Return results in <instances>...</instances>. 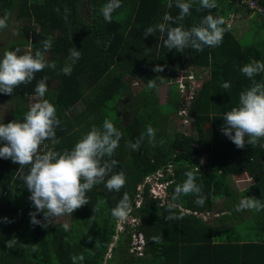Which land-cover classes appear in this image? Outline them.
<instances>
[{
  "label": "trees",
  "instance_id": "16d2710c",
  "mask_svg": "<svg viewBox=\"0 0 264 264\" xmlns=\"http://www.w3.org/2000/svg\"><path fill=\"white\" fill-rule=\"evenodd\" d=\"M168 1L121 0V7L112 14L109 23L100 13L107 0H0V17L8 10L11 13L9 25L14 19L22 22L12 42L1 46L2 55L17 47L21 49L18 55L34 54L42 50L41 42L51 37L52 47L45 58L56 64L55 70L46 67L37 72L31 83L15 88L11 96L0 94V99L12 106L9 116L0 123L23 122L25 113L34 103L47 100L53 104L61 122L55 129L60 143L52 145L51 141H45L39 149L43 154L45 147L57 152L71 150L93 125L102 127L103 121L108 119L122 133V138L110 158L118 164L105 180L121 171L126 178L119 192L108 191L103 183L95 185L86 193L89 204L72 213L70 223L58 221L42 228L30 222L29 213L36 210L22 179L30 166L20 169L10 159L0 158V264H73L71 257L81 255L84 260H77L76 264H113L112 257L107 256L110 252L114 256L115 250L120 248L126 255L120 260L121 264H264V210L258 213L252 210L256 213L253 220L261 227V232L251 240L234 233L227 244L213 243L214 234L220 238L226 231L213 229L194 214L228 211L244 197L264 202V139L255 146L246 143L243 149H238L221 131L224 113L237 106L239 94L252 83L241 73V67L253 60L264 62V51L255 46L244 49L228 28L230 16L236 13L234 0H217V8L200 11H197L198 1L194 2L190 14L180 22L184 26L197 16L200 23L208 14L224 17L227 30L220 46L205 47L200 52L191 48L183 52L165 50L163 40L158 44L161 39L158 31L147 38L143 33L149 26L165 23L166 11L176 8V0L172 1L171 8ZM256 2L264 8V0ZM65 8L70 10L67 21ZM179 11L174 12L179 15ZM8 28L10 26L5 29ZM164 38L167 39L166 34ZM72 48L81 52V58L75 63L68 59ZM157 65L164 70L154 72ZM66 66L71 67V75L61 71ZM202 67L211 68L210 76L200 89L192 92L193 99L187 102L181 92L182 84L174 79L184 69L191 76L195 69ZM45 77L48 89L40 98L35 95V88ZM152 79L157 87L149 89L147 85ZM254 79L264 82V73ZM137 82L144 85L139 97L149 91L157 111L149 122L147 113H138L129 124L123 125L109 114L119 110L125 96L139 98L131 88ZM188 82L185 85L190 88ZM168 83L171 111L189 110L195 136L177 134L171 142L166 139L165 122L170 114L163 117L157 107L163 105L159 104L160 86ZM224 83H229L230 87L224 89ZM187 94L191 95L189 89ZM135 101L131 102L134 106L141 103ZM127 105L128 102L124 103ZM140 110L141 107L137 111ZM147 125L156 130V146H150L145 137L139 150L128 147L146 132ZM204 155L208 156L206 163H203ZM171 168L175 177L166 173ZM196 168L199 169L195 171L196 183L202 185L206 197L204 205H197L193 195H182L173 201L174 189L186 179L185 172ZM159 171L167 174L163 181H172L167 198H154L149 185L139 190L146 177ZM242 174L250 175L255 184L237 196L229 177ZM125 194L133 216L141 220L142 225L136 229L148 242L145 252L136 258L129 255L133 236L130 227L125 233H119L117 220L111 215V210ZM138 194L143 198L142 205H138ZM170 203L176 206L169 209ZM169 215L182 218L166 220ZM36 219L45 222L42 213L37 214ZM164 229L168 240L164 244L154 242L152 238L162 236ZM117 236L118 241L111 251ZM12 239L17 243L8 248L6 244Z\"/></svg>",
  "mask_w": 264,
  "mask_h": 264
},
{
  "label": "clouds",
  "instance_id": "9594fccd",
  "mask_svg": "<svg viewBox=\"0 0 264 264\" xmlns=\"http://www.w3.org/2000/svg\"><path fill=\"white\" fill-rule=\"evenodd\" d=\"M238 4L240 0H234ZM258 1V0H255ZM197 0H176V7L180 10L179 15L173 18L170 14H165V23L149 26L144 30V37L160 33L164 46L169 50L183 52L186 48H191L197 52L203 51L205 47H218L223 41V36L227 30L224 25L226 20L222 16L214 17L211 14L204 16L199 25H194L189 29L183 27L182 22L190 14L193 3ZM201 9H215L218 7L217 0H198ZM246 5V4H244ZM248 7V5H246ZM121 7V0H107L100 8V13L106 22L112 21V14ZM168 7H172L169 2ZM59 12V9H56ZM64 19L67 21L69 9L65 8ZM11 13L5 10L0 17V30L8 27V20ZM171 24L179 26L172 27ZM231 25L228 24V28ZM18 34V33H14ZM165 34L167 39L164 38ZM42 43V50L32 53L18 55L20 48L6 50L0 56V94H13L15 88L26 85L33 81L37 72L43 71L46 67L55 70V62L49 63L45 58V53L52 47L51 37ZM150 51V49H147ZM68 59L75 63L81 58V52L76 48L69 49ZM163 67L157 65L153 71L162 72ZM63 74L71 75V67L66 66L62 70ZM241 73L252 81L251 86L239 94L238 104L230 111L224 113L222 119L224 124L221 131L238 149H243L245 144L255 146L261 139H264V82H257L254 77L264 73V62L253 60L240 69ZM47 78L38 81L35 88L37 97H44L47 92ZM189 81V80H188ZM147 87L156 88L155 80H149ZM224 89L230 87L229 83L222 85ZM182 111L188 112V109ZM57 118L56 108L47 100L34 103L25 113L23 122L16 120L7 124L0 123V158L11 160L18 164L20 169L28 167V172L22 176L28 192L29 200L35 208V212H30L32 225H39L47 228L56 218L70 215L82 206L89 204L86 193L91 191L95 185L103 183L108 191L119 192L126 183L124 173L116 172L109 176L118 162L110 159L114 156L115 150L119 147L122 133L108 119L103 121L102 127L93 125L71 150L65 149L63 152L49 150L43 154L39 149L45 141H51L52 145L60 143L56 138L55 129L60 126ZM234 133V134H233ZM147 137L150 146H156V130L149 125L145 133H142L134 143L127 146L133 150H139ZM164 143L163 140L160 141ZM264 146V145H262ZM108 157L109 159H105ZM195 171L198 168L185 172L186 179L178 184L174 189L172 200H178L182 195H193L196 197L195 203L203 206L206 197L202 193V185L196 183ZM168 190V189H167ZM162 199V198H161ZM169 204V209L175 207ZM130 204L127 195L120 200L111 210L112 217L118 222H124L130 212ZM237 212L243 210H264V202L254 197H244L234 209ZM94 211V210H93ZM43 214L42 222L36 219L37 214ZM135 218V217H134ZM175 215L165 217L166 220L180 219ZM134 226V225H133ZM145 236V235H144ZM154 242H159L160 237H153ZM17 241L9 240L6 244L12 248ZM145 244H141V249ZM136 248V246H135ZM35 251V247L33 249ZM137 250V249H136ZM73 264L76 261H83V255L71 257Z\"/></svg>",
  "mask_w": 264,
  "mask_h": 264
},
{
  "label": "rangeland",
  "instance_id": "374dc122",
  "mask_svg": "<svg viewBox=\"0 0 264 264\" xmlns=\"http://www.w3.org/2000/svg\"><path fill=\"white\" fill-rule=\"evenodd\" d=\"M118 14L120 15H125V13L119 12ZM16 17V13L14 14ZM22 22L14 19L12 22H10V25L8 24V27L10 26V28L8 29H3L0 30V56H2V47L5 45H8L12 42V40L18 35V34H14V33H18V29L21 27ZM258 26L259 24H254L252 26L253 29V36L256 34V32L258 31ZM253 36H247L246 39H243V42H249L250 39ZM264 39V36L262 37ZM2 46V47H1ZM207 76V75H204ZM182 77V73H179L178 76L174 79V81L178 82L180 80V78ZM196 77V76H195ZM183 79V78H181ZM203 79H205V77H198L195 78L193 81H189L188 83L190 84V91H194V90H198L202 87L203 84ZM188 81V80H187ZM132 91L135 94V96H138L141 94L142 90L144 89V85L139 84V82H137V84L135 85H131ZM170 90H171V85L170 83L168 84H164L162 86H160V91H159V104H163L161 106H158L157 108L159 109L160 114L165 117L167 114H170L168 116V119L166 120V139L171 142L173 141L172 139L175 138V136L177 134H193L195 136V133L191 127V117L187 112H179V113H174L171 111L170 109V104H168L170 102ZM188 91V88L181 86V92L185 95V93ZM140 98V99H139ZM139 98H132L130 96H125L124 100L122 101V104H120L119 106V110L115 111V112H111L109 114L111 119H119L121 120V124L123 125H127L129 124L132 119L138 114V113H147V119L148 122L150 121L152 114L154 111H157V109L154 107L153 104V98L152 96L149 94V91H146L144 93V95L140 96ZM135 100H139L141 103H135V106L131 103L132 101ZM128 102L127 106H124V103ZM136 102V101H135ZM141 107L140 112H138V108ZM150 108V110L145 109L143 110V108ZM12 109V106L9 102L4 101L2 99H0V121L6 119L9 116V112ZM150 112V113H148ZM162 117V119H163ZM163 121V120H162ZM148 126V125H147ZM49 150H52V148L50 147H45L42 150V153H45ZM204 160L207 158V155H204ZM161 171H159L158 173H160ZM166 173L170 174L171 177H175V171L173 170V168H171L170 170L166 171ZM159 175V176H158ZM158 175H152V177H150V179L147 180L145 179V181L147 183H152L151 187H153L154 185H156L157 183H159L160 181L156 180V179H162V177L164 176V173L162 174V172ZM167 176V174H165V177ZM229 183L232 187H234L235 191H242L245 188H248L251 185V181H250V177L248 178V176H245V174H243L242 177L240 178H236V177H229ZM236 178V179H235ZM166 183H162L165 184L164 185V190H165V194L159 197H163V198H167L168 197V187L170 186V184L172 183V181H166ZM147 184L145 183V185L140 187V191H142L144 189V186H146ZM151 195L152 194V190L150 191ZM249 194V193H248ZM246 195V194H245ZM138 205H142V200L143 198L141 197V194H138ZM158 198V199H161ZM236 200H238L235 197ZM234 202V201H233ZM236 212V211H235ZM253 212V211H252ZM231 216H226L225 219L227 220L230 217V220L233 218V210H231L229 212ZM238 213V217L234 219V221L231 223L232 226H234L232 229L230 230H226L225 235L226 236H232L234 233H237L239 235H243L244 238H248L247 240H251L255 234H257L258 232H261V227L257 225V222L253 220V214L249 211H242V212H236ZM254 213V212H253ZM195 215L199 216L200 218L207 220L210 217L212 219H216L214 217H218V214H213V216H211V214H197L194 213ZM71 216L70 215H64L61 216L59 218H56L54 220V222H68L70 223L71 220ZM53 222V223H54ZM134 225V226H133ZM142 225L141 224V220L138 217L133 216L132 210H130L127 219L124 222H118L117 221V231L123 232L125 233L126 230L128 229L127 227H130L129 229H131V232L133 233L132 236V243H131V247H133V245L138 244V242H136V238H135V234L138 233L136 226ZM166 233L167 231L164 229L162 232V236L161 234L159 235L160 240L158 243H162L164 244L167 240H168V236L166 237ZM127 234V233H126ZM118 237H115V243L111 245V251L112 248L116 245L117 241H118ZM171 237V236H170ZM146 239V237H145ZM172 239V237H171ZM118 247V245L116 246V248ZM122 248L120 249H116L114 252V256L112 254V252L109 253V255L107 256V258H111L113 260V264H121L120 260H124L123 256H126L125 254H122ZM131 251L132 248H131ZM129 255H131V257L136 258L137 255L133 254L130 252ZM153 255L151 254L150 257H152ZM114 258V259H113ZM131 259V258H130Z\"/></svg>",
  "mask_w": 264,
  "mask_h": 264
},
{
  "label": "crops",
  "instance_id": "0c3cea01",
  "mask_svg": "<svg viewBox=\"0 0 264 264\" xmlns=\"http://www.w3.org/2000/svg\"><path fill=\"white\" fill-rule=\"evenodd\" d=\"M172 1L174 0H169L168 1V4L169 2L173 3ZM198 1V0H197ZM184 2H188L187 0H184ZM178 10V8L176 7L175 9L173 10H170L168 9L166 11L167 14H170L172 15L173 18H175L176 16V13L174 12L175 10ZM193 22H190V23H186L183 27L185 29H189L191 28L192 26L194 25H199L198 23V18L197 16H194L193 17ZM228 24L231 25L230 27V30H231V33L234 35V37H236L239 41H240V44L241 46L245 49V48H250L249 46H255V47H261V52L264 51V39L262 38L264 36V8H262V11H259V10H248V7L247 6H244L243 4H236V13L231 15L230 16V19L228 20ZM254 24H259L258 26V31L256 32V34L253 36V29H252V26ZM172 27L175 25V24H171ZM247 36H253L250 41L248 42H243L242 40L243 39H246ZM162 41V39L159 40L158 44ZM167 50V48L165 49ZM186 51H190V48H186L185 49ZM172 55V54H170ZM196 72H194V79L195 78H198V77H205V79H203V83L206 81V79L209 78L210 76V73H211V68L210 67H202V68H197L195 69ZM190 72V71H189ZM179 73H182V77L183 79L180 78V80L178 81V83H181L182 85H185L186 82H188V76L189 74L188 73V70L184 69L182 71H180ZM204 75H207V76H204ZM196 76V77H195ZM186 86V85H185ZM186 88V87H185ZM189 114V110L187 112ZM207 159H208V156L207 158L204 160L203 159V163H206L207 162ZM242 175H233L231 177H236V178H240L242 177ZM245 176H248V178L251 176L248 175V174H245ZM235 178V179H236ZM250 181L252 182L251 185L248 187V188H245L244 190L242 191H235L234 190V187H232V190L234 192V195H240L242 194L243 192H245L246 190L250 189L254 184V180L251 178ZM235 205H233V209H230L228 211H225V212H213L211 213V216H213V214H218L219 216L218 217H214L216 219H212L211 217L207 220H204L203 221L206 223V224H210V226H212L213 229L215 230H223V231H226V230H230L232 229L234 226L231 225V223L234 221L235 218L238 217V213L235 212ZM233 210L234 214H233V218L230 220V217L226 220H220V218L222 216L226 217L227 216H231L229 215L230 211ZM242 212V211H240ZM252 214H256L255 212L253 213L252 210L250 211ZM261 212V211H259ZM258 213V212H257ZM199 217V216H198ZM138 232V231H137ZM138 234H140L142 236V238H140V240L142 239L145 246L144 248L141 249V252H139V250H136L135 248V245H133L132 250H130V252L135 255L138 256H141L145 250H146V247L148 246V242L147 240L145 239V236L142 232H138ZM219 235H215L214 234V239H213V243L217 242V243H224V244H227L229 243V240L231 238H234V234L232 236H226V235H220V238H217ZM119 238V237H118ZM115 243V242H114ZM113 243V244H114ZM129 252V253H130Z\"/></svg>",
  "mask_w": 264,
  "mask_h": 264
},
{
  "label": "built area",
  "instance_id": "2783aa9c",
  "mask_svg": "<svg viewBox=\"0 0 264 264\" xmlns=\"http://www.w3.org/2000/svg\"><path fill=\"white\" fill-rule=\"evenodd\" d=\"M240 3H243V4H246V5H248V8L249 9H251V10H259V11H262V7L260 6V5H258V3L255 1V0H240ZM188 80L189 81H193L194 80V76L193 75H191V76H188ZM182 86H184V87H187V86H185V85H182ZM188 88V87H187ZM189 89V88H188ZM189 91H190V89H189ZM191 92V95H188L187 94V92L185 93V95H184V98H185V100H187V102H189V100H192L193 99V91H190ZM184 112H186V111H184ZM161 173V172H160ZM160 173H157L156 175H158V174H160ZM163 174V173H162ZM159 176V175H158ZM150 177H152V175H150V176H148V177H146V180H147V178H148V180L150 179ZM164 177H165V173H164V176L162 177V179H156V180H158V181H160L159 183H157L156 185H154L153 187H151L150 186V191L152 190V196L154 197V198H161V197H159V196H162V195H164L165 194V188H164V185L165 184H162V183H166L167 184V182L166 181H163V179H164ZM145 183L147 184V185H151L152 183H147L145 180H144V183H143V185H145ZM142 185V186H143ZM146 185V186H147ZM145 187V186H144ZM151 193V192H150ZM163 198V197H162ZM135 238H136V242H138V244H136L135 243V246H136V249L137 250H139V252H141V244H143V240L141 239L140 240V238H142V236L140 235V234H138V233H136L135 234Z\"/></svg>",
  "mask_w": 264,
  "mask_h": 264
}]
</instances>
